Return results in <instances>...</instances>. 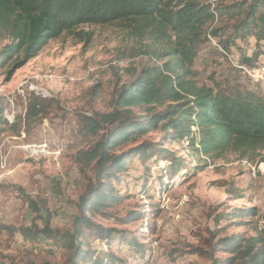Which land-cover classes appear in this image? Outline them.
<instances>
[{"label":"rangeland","instance_id":"1","mask_svg":"<svg viewBox=\"0 0 264 264\" xmlns=\"http://www.w3.org/2000/svg\"><path fill=\"white\" fill-rule=\"evenodd\" d=\"M221 1L202 0L212 7ZM177 4L179 0H172L170 6ZM222 24L224 20L214 23ZM93 29L95 35L88 46L67 33L50 39L10 80L4 68L0 69L2 261L67 262L68 250L55 240L30 242L3 226L32 224L37 213L25 202L30 198L47 202L53 228L62 232L74 228L80 195L89 178H94L92 167L89 170L76 160L77 151L96 137L84 134L80 115L110 110L115 87L128 80L126 68L141 63L140 57H130L138 43L125 27L110 23ZM5 42L0 39V47ZM245 56L251 61L244 62ZM244 64L256 71L241 69ZM191 70L199 85L228 93L253 90L264 94V40L258 43L250 35L224 51L218 38L208 35ZM33 86L38 88L35 92L56 102L46 117L28 125L25 114ZM161 138L158 129L129 140L123 148L144 140L160 142ZM158 146L166 151L130 159L116 185L122 199L92 214L96 223L114 232L110 245L88 237L86 247L94 256L109 260L106 254H114V264H210L209 254L220 258L230 254L215 249L219 238L257 232L264 212V150L247 156L230 151L212 160L192 155L187 141H164ZM170 153L174 165H170ZM249 207H255L258 214L235 216ZM131 210L142 211L143 217L122 222ZM36 222L42 225L41 218Z\"/></svg>","mask_w":264,"mask_h":264},{"label":"trees","instance_id":"2","mask_svg":"<svg viewBox=\"0 0 264 264\" xmlns=\"http://www.w3.org/2000/svg\"><path fill=\"white\" fill-rule=\"evenodd\" d=\"M171 1L0 0V39L6 40L0 47V69L4 68L7 80L50 39L64 33L88 46L95 35L93 26L112 23L125 27L138 43L130 57H140V66L126 68L128 80L115 87L110 110L80 115L84 134L96 137L77 151L76 160L87 169L92 167L94 178H89L80 195L73 230L53 228L47 202L30 198L25 202L37 213L32 224L3 226L20 232L30 242L55 240L69 252L66 264L116 262L114 254H106L109 260L100 259L86 245L89 236L113 243V229L96 223L92 214L122 199L116 185L132 157L150 151L164 153L166 150L158 146L164 141H187L192 155L199 159L203 155L214 160L230 151L247 156L264 150V94L253 90L228 93L199 85L191 70L208 35L218 38L224 51L250 35L258 43L263 41L264 0H222L214 7L202 0H179L176 6H170ZM217 20L225 24L215 26ZM243 59L251 61L248 56ZM36 89L33 86L30 90L25 114L28 125L46 117L47 109L56 102ZM1 101L0 95V112ZM158 129L162 141L144 140L123 148L129 140ZM173 159L171 154L170 165H174ZM257 214L255 207H249L238 210L235 216ZM142 217V211L131 210L121 221ZM36 218L42 219V225ZM261 219L263 223L254 235L235 233L219 238L215 249L230 254L224 258L209 254L210 264H264V212ZM0 264L53 263L13 259L0 260Z\"/></svg>","mask_w":264,"mask_h":264},{"label":"built area","instance_id":"3","mask_svg":"<svg viewBox=\"0 0 264 264\" xmlns=\"http://www.w3.org/2000/svg\"><path fill=\"white\" fill-rule=\"evenodd\" d=\"M248 67V73H251V72H255L256 70L255 69H251L249 66H246ZM9 122H10V118H8Z\"/></svg>","mask_w":264,"mask_h":264},{"label":"bare ground","instance_id":"4","mask_svg":"<svg viewBox=\"0 0 264 264\" xmlns=\"http://www.w3.org/2000/svg\"><path fill=\"white\" fill-rule=\"evenodd\" d=\"M242 68H243L244 70L248 71V68H247L246 66H242ZM203 157H205V156L202 155V158H203Z\"/></svg>","mask_w":264,"mask_h":264}]
</instances>
